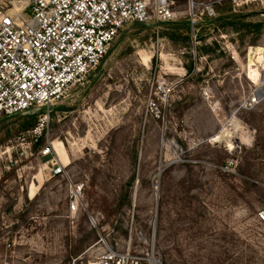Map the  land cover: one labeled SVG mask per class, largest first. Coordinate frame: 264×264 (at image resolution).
I'll list each match as a JSON object with an SVG mask.
<instances>
[{
  "label": "rangeland",
  "instance_id": "1",
  "mask_svg": "<svg viewBox=\"0 0 264 264\" xmlns=\"http://www.w3.org/2000/svg\"><path fill=\"white\" fill-rule=\"evenodd\" d=\"M197 1L217 3L199 44L189 30L127 24L86 83L50 106L37 143L39 114L0 121V264L94 261L104 244L151 242L162 264H264V98L246 104L264 81V0ZM173 9L171 23H188L187 0ZM223 17L261 23L259 39ZM51 159L66 178L44 170Z\"/></svg>",
  "mask_w": 264,
  "mask_h": 264
},
{
  "label": "built area",
  "instance_id": "2",
  "mask_svg": "<svg viewBox=\"0 0 264 264\" xmlns=\"http://www.w3.org/2000/svg\"><path fill=\"white\" fill-rule=\"evenodd\" d=\"M175 1L0 0V121L39 114V123L29 132L37 143L48 127L50 106L86 83L100 67L119 32L129 23L153 28L174 22ZM227 1L241 6L247 0ZM187 3L189 31L195 41L202 17H216L213 5L217 3ZM231 59L239 61L235 53ZM260 83L247 99V106L253 107L264 98V81ZM157 91L165 95L163 81L157 85ZM50 150L46 147L41 157L47 158ZM65 168L51 159L44 170L52 177L66 178ZM74 188L80 192L82 187ZM71 198L70 211L76 212L79 200L76 195ZM258 218L264 223V210ZM72 264H162V259L153 242L148 251L132 250L129 243L119 252L104 244L96 260H77Z\"/></svg>",
  "mask_w": 264,
  "mask_h": 264
},
{
  "label": "trees",
  "instance_id": "3",
  "mask_svg": "<svg viewBox=\"0 0 264 264\" xmlns=\"http://www.w3.org/2000/svg\"><path fill=\"white\" fill-rule=\"evenodd\" d=\"M235 18V17H234ZM234 19L230 18V17H223L220 19H217L216 22H222V25H226V26H236L238 25V29H240L241 27L246 28L247 33L253 32L255 37L252 40V42H255L257 39H259L260 34L262 33V24L261 23H251V22H246V23H242V21L237 20V21H232ZM211 23V22H210ZM168 27L173 28L174 30H184L186 33L189 30V25L188 23H167ZM32 119H34V117L26 115Z\"/></svg>",
  "mask_w": 264,
  "mask_h": 264
},
{
  "label": "bare ground",
  "instance_id": "4",
  "mask_svg": "<svg viewBox=\"0 0 264 264\" xmlns=\"http://www.w3.org/2000/svg\"><path fill=\"white\" fill-rule=\"evenodd\" d=\"M235 124V123H234ZM234 126V125H233ZM239 127L238 124L235 126V129ZM238 130V129H237ZM228 137V133L225 129H223L221 132H220V136L216 139L217 142L220 141L222 138H227ZM51 148H52V151L54 152V154L57 155L58 159H60L59 161H63L64 164H67L68 163V157L65 153V149L64 147L61 145V144H58V143H51ZM56 157V156H55ZM66 162V163H65ZM62 163V165H63ZM34 184H32L31 186V189H30V196L31 197H34L35 193H34ZM29 196V197H30Z\"/></svg>",
  "mask_w": 264,
  "mask_h": 264
},
{
  "label": "water",
  "instance_id": "5",
  "mask_svg": "<svg viewBox=\"0 0 264 264\" xmlns=\"http://www.w3.org/2000/svg\"><path fill=\"white\" fill-rule=\"evenodd\" d=\"M17 116H19V115H17Z\"/></svg>",
  "mask_w": 264,
  "mask_h": 264
}]
</instances>
